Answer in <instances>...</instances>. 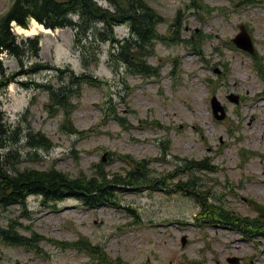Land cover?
Returning a JSON list of instances; mask_svg holds the SVG:
<instances>
[{
  "label": "rangeland",
  "instance_id": "1",
  "mask_svg": "<svg viewBox=\"0 0 264 264\" xmlns=\"http://www.w3.org/2000/svg\"><path fill=\"white\" fill-rule=\"evenodd\" d=\"M12 1L0 0V15ZM256 1L148 0L163 17L157 27L163 38L148 58L158 75L132 73L112 61L113 46L102 42L90 67L100 83L73 86L74 108H57L47 91L19 82L0 92V153H11L9 168L114 180L131 168L128 161L146 160L158 184L165 183L112 181L120 186L115 206L88 207L72 194L51 206L31 194L25 205L2 209L0 224L30 243L10 244L0 235V264H232L231 256L241 257L239 264H264V236L250 227L244 236L219 217L209 223L206 209L225 205L253 217L256 201L264 203V0ZM241 23L252 33L254 54L233 44ZM115 30L120 39L130 35L127 24ZM16 31L40 33V60L84 69L74 29L46 31L32 22ZM3 61L8 71L19 68L8 53ZM31 79L65 82L55 70L19 78ZM231 92L242 96L240 103L228 98ZM214 95L227 108L222 120L213 113ZM29 129L52 147L30 146ZM190 159L199 167L183 169ZM191 177L199 197L191 186L177 185ZM263 222L254 230H264Z\"/></svg>",
  "mask_w": 264,
  "mask_h": 264
},
{
  "label": "trees",
  "instance_id": "2",
  "mask_svg": "<svg viewBox=\"0 0 264 264\" xmlns=\"http://www.w3.org/2000/svg\"><path fill=\"white\" fill-rule=\"evenodd\" d=\"M107 1L108 7L100 5L97 0H13L9 10L0 16V56L3 52L15 56L20 62V69L7 72L0 58V91L15 80V77L33 75L43 69L65 71L72 86L93 81L95 77L87 71V68L97 61L96 42L104 41H109L115 46L111 54L113 60L122 59L131 71L154 74L155 67L148 63L147 57L154 40L159 37L157 26L163 21L162 15L147 0ZM74 16L77 18L75 19ZM33 17L47 27L72 26L76 29L75 47L80 51L85 66L82 73H76L70 66L61 69L39 60L28 64L27 67L24 66L27 57L39 56L40 38L28 36L19 40V35L13 30L12 22L28 27ZM120 23H128L132 33V36L124 39L123 42L114 33L115 26ZM21 83L29 86V82ZM33 84L44 87L59 107H73L71 100L73 94H67V91L72 90L71 86L64 92V89L57 90L51 84H43L37 80H33ZM28 139L29 145L49 146V140L41 132H38V135L30 133ZM8 161L7 155L0 153L1 207L24 203L26 196L34 192L41 194L44 200H60L66 195L77 194L87 205H99L113 202L112 196L116 187H112V181L138 184L148 177V165L145 161H137L136 168L128 171L126 177L120 175L114 180H108L106 176L72 177L57 169H20L16 165L9 168ZM217 209L218 211L214 208L213 214L217 213V216L228 222L239 219L230 212ZM260 220H264V214L255 219L243 218L240 223L255 228ZM240 228L244 232L248 230L241 225ZM16 241L20 242L19 239Z\"/></svg>",
  "mask_w": 264,
  "mask_h": 264
},
{
  "label": "water",
  "instance_id": "3",
  "mask_svg": "<svg viewBox=\"0 0 264 264\" xmlns=\"http://www.w3.org/2000/svg\"><path fill=\"white\" fill-rule=\"evenodd\" d=\"M242 30H243V32L236 38V41L241 46H244L246 48H249V49L253 50L252 44H251V40H250V38H249L244 26H242ZM216 107H217V108H215L216 110L218 108H220L219 104L217 102H216Z\"/></svg>",
  "mask_w": 264,
  "mask_h": 264
},
{
  "label": "bare ground",
  "instance_id": "4",
  "mask_svg": "<svg viewBox=\"0 0 264 264\" xmlns=\"http://www.w3.org/2000/svg\"><path fill=\"white\" fill-rule=\"evenodd\" d=\"M37 24H39L40 26H42L46 31H51V29H49V28H46L43 24H40V23H38L37 21H35ZM23 29V28H22Z\"/></svg>",
  "mask_w": 264,
  "mask_h": 264
}]
</instances>
